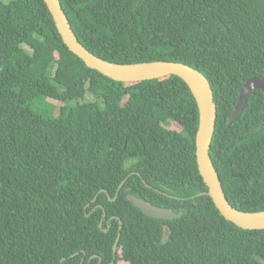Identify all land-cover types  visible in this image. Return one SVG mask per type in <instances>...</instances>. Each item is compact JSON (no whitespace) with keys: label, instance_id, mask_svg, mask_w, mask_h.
Returning <instances> with one entry per match:
<instances>
[{"label":"trees","instance_id":"obj_1","mask_svg":"<svg viewBox=\"0 0 264 264\" xmlns=\"http://www.w3.org/2000/svg\"><path fill=\"white\" fill-rule=\"evenodd\" d=\"M60 2L99 58L183 63L209 79L226 197L263 212L264 91L229 117L264 78V0ZM199 123L181 78L109 79L68 49L44 0H0V264H264V230L237 227L205 195ZM129 194L182 216L150 218Z\"/></svg>","mask_w":264,"mask_h":264},{"label":"water","instance_id":"obj_2","mask_svg":"<svg viewBox=\"0 0 264 264\" xmlns=\"http://www.w3.org/2000/svg\"><path fill=\"white\" fill-rule=\"evenodd\" d=\"M44 2L55 21L64 44L73 54L83 60L88 68L98 71L116 82L141 83L176 76L188 85L197 100L200 111V123L196 138V156L200 175L209 190L205 195L212 199L221 215L237 227L250 231L264 230V211L248 213L234 208L226 197L220 177L213 164L211 148L216 132L218 109L209 79L199 70L183 63L157 61L124 65L111 63L99 58L80 43L60 0H44ZM258 89L264 91V78L262 77H253L245 83L234 111L229 117V122H233L240 115L249 96ZM124 185L125 182L119 187L116 197L111 199V201L117 200ZM97 199L98 196H96L94 201L96 202ZM127 199L150 218L168 221L182 216L181 213L158 207L132 194H129ZM104 213L106 216L107 212L105 210ZM103 224L104 220L100 225L101 228ZM120 239L121 234H119L114 248L115 255L117 254Z\"/></svg>","mask_w":264,"mask_h":264},{"label":"rangeland","instance_id":"obj_3","mask_svg":"<svg viewBox=\"0 0 264 264\" xmlns=\"http://www.w3.org/2000/svg\"><path fill=\"white\" fill-rule=\"evenodd\" d=\"M166 78H167V77H166ZM49 101H50V103L55 104V105L57 106V109H56V111H55V115L58 116L59 113H60V109H61V106H62V105H61L60 103L54 101V100H49ZM177 129H179V128H177ZM121 264H128V263H124V262H122Z\"/></svg>","mask_w":264,"mask_h":264},{"label":"flooded vegetation","instance_id":"obj_4","mask_svg":"<svg viewBox=\"0 0 264 264\" xmlns=\"http://www.w3.org/2000/svg\"><path fill=\"white\" fill-rule=\"evenodd\" d=\"M101 264V263H100Z\"/></svg>","mask_w":264,"mask_h":264}]
</instances>
